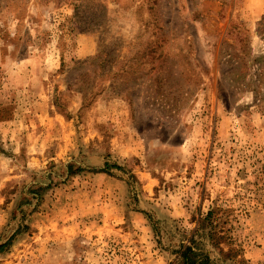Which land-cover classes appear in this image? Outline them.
Instances as JSON below:
<instances>
[{"label": "rangeland", "instance_id": "rangeland-1", "mask_svg": "<svg viewBox=\"0 0 264 264\" xmlns=\"http://www.w3.org/2000/svg\"><path fill=\"white\" fill-rule=\"evenodd\" d=\"M212 208L264 264V0H0V264H170Z\"/></svg>", "mask_w": 264, "mask_h": 264}, {"label": "trees", "instance_id": "trees-1", "mask_svg": "<svg viewBox=\"0 0 264 264\" xmlns=\"http://www.w3.org/2000/svg\"><path fill=\"white\" fill-rule=\"evenodd\" d=\"M163 37L165 38L164 35ZM164 38H162V36L157 37L159 40ZM154 54L153 50L152 55H149V57L159 58L162 56V52H159L157 56ZM99 59L100 56L97 55L95 59L90 62H97ZM61 66H63L62 57ZM128 97L131 98V96ZM112 166L120 169V166L115 164ZM97 170L108 173L109 165L105 163L102 168ZM217 210V208H212L205 214H200L196 218V226L193 229L188 232L181 231L186 242L181 241L179 243L178 248L174 250L175 258L170 262V264H220L217 260L211 257L209 251L205 248L203 243V239L219 235L216 231V227L219 224L217 220L220 219V217L217 218L216 216ZM152 227L154 228L155 225L152 224ZM11 239L12 236H10L4 243L0 244V251H2L5 246L11 242Z\"/></svg>", "mask_w": 264, "mask_h": 264}]
</instances>
